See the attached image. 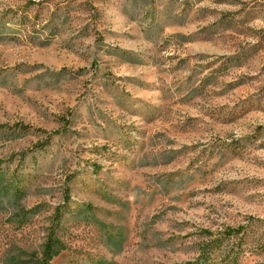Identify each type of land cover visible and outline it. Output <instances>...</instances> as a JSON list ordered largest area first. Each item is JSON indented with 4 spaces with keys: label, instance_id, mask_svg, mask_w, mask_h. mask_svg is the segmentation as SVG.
Listing matches in <instances>:
<instances>
[{
    "label": "rangeland",
    "instance_id": "1",
    "mask_svg": "<svg viewBox=\"0 0 264 264\" xmlns=\"http://www.w3.org/2000/svg\"><path fill=\"white\" fill-rule=\"evenodd\" d=\"M0 124V264H264V0H0Z\"/></svg>",
    "mask_w": 264,
    "mask_h": 264
},
{
    "label": "trees",
    "instance_id": "2",
    "mask_svg": "<svg viewBox=\"0 0 264 264\" xmlns=\"http://www.w3.org/2000/svg\"><path fill=\"white\" fill-rule=\"evenodd\" d=\"M30 127H27L25 125H13V126H8V125H4V124H0V135H6L9 138H12L14 136H21V135H26L28 134L30 131L29 130ZM8 129H13V131H9ZM59 131H55L52 132L51 134H49V138H51L52 136H55ZM62 212L61 210L58 208L57 212H56V219H61L62 218ZM243 231L242 228H239L237 230L234 231H230V233H227L228 235L232 234V233H241ZM65 245L62 242V240L56 236L55 231L51 230V232L49 233V235L47 236V240L45 242V244L43 245L42 251H41V257L38 261V264H51L52 261L59 256V254L64 251ZM100 264H108V263H100Z\"/></svg>",
    "mask_w": 264,
    "mask_h": 264
}]
</instances>
